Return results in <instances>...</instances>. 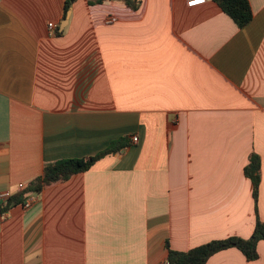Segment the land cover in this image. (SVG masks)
Wrapping results in <instances>:
<instances>
[{
  "label": "crops",
  "instance_id": "obj_1",
  "mask_svg": "<svg viewBox=\"0 0 264 264\" xmlns=\"http://www.w3.org/2000/svg\"><path fill=\"white\" fill-rule=\"evenodd\" d=\"M64 1L0 0V191L126 143L9 207L0 264H162L166 243L250 237L264 222V0L242 28L213 0H76L63 18ZM256 250L205 264H264Z\"/></svg>",
  "mask_w": 264,
  "mask_h": 264
},
{
  "label": "trees",
  "instance_id": "obj_2",
  "mask_svg": "<svg viewBox=\"0 0 264 264\" xmlns=\"http://www.w3.org/2000/svg\"><path fill=\"white\" fill-rule=\"evenodd\" d=\"M75 1H64L63 18H65L67 11ZM100 1L97 0V2ZM213 1L223 13L232 19L238 28L244 27L252 18L248 0ZM121 2L131 10H136L140 6V0H121ZM56 34L59 35L60 32ZM125 143V138H119L93 156L60 159L44 165L41 176L30 182L25 190L15 193L2 208L8 209L11 206L22 204L29 193L37 194L49 185L64 182L76 174L87 171L96 161L118 151L124 147ZM243 173L251 182L254 210L256 213V200L260 182V157L255 152L249 154L248 162L243 168ZM259 241H264V222L256 216L252 234L248 238L230 236L224 239L209 241L183 252L170 249L166 243V262L167 264H205L215 253L230 248L238 250L246 261H254L258 258L256 246Z\"/></svg>",
  "mask_w": 264,
  "mask_h": 264
},
{
  "label": "built area",
  "instance_id": "obj_3",
  "mask_svg": "<svg viewBox=\"0 0 264 264\" xmlns=\"http://www.w3.org/2000/svg\"><path fill=\"white\" fill-rule=\"evenodd\" d=\"M207 0H186V5L188 7H193V6H198V5H202L206 2ZM47 28L48 30L52 31L54 29V26L52 23H48L47 24ZM133 142L137 141L136 137L132 138ZM26 186L24 184H18L16 186V191H11V190H1L0 191V221L5 220L8 217V210L7 209H3V205H5V203L11 199V197L18 192H21L23 190H25ZM36 193H29L27 195V197L25 198V200L23 201V207L29 208L31 206V204L33 202H35L36 200ZM162 264H167V262H163Z\"/></svg>",
  "mask_w": 264,
  "mask_h": 264
},
{
  "label": "water",
  "instance_id": "obj_4",
  "mask_svg": "<svg viewBox=\"0 0 264 264\" xmlns=\"http://www.w3.org/2000/svg\"><path fill=\"white\" fill-rule=\"evenodd\" d=\"M66 22V19L63 20V24Z\"/></svg>",
  "mask_w": 264,
  "mask_h": 264
}]
</instances>
